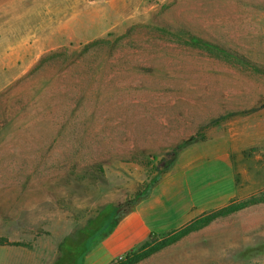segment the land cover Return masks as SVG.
<instances>
[{
    "label": "rangeland",
    "instance_id": "1",
    "mask_svg": "<svg viewBox=\"0 0 264 264\" xmlns=\"http://www.w3.org/2000/svg\"><path fill=\"white\" fill-rule=\"evenodd\" d=\"M83 17L107 31L74 33ZM222 154L229 201L264 193V0H0V238L30 246H0V264H67L111 214L81 259L109 264L220 208L103 251L155 187ZM140 264H264V203Z\"/></svg>",
    "mask_w": 264,
    "mask_h": 264
},
{
    "label": "crops",
    "instance_id": "2",
    "mask_svg": "<svg viewBox=\"0 0 264 264\" xmlns=\"http://www.w3.org/2000/svg\"><path fill=\"white\" fill-rule=\"evenodd\" d=\"M99 21V18L94 17L76 18L68 23V27L74 33L86 32L91 37L107 31L101 32L98 28L97 32L94 26L100 25ZM234 193V176L227 154L190 167L155 187L148 202L133 213L131 222L116 229L106 244L107 251H103L108 256L124 244L143 236L154 226L177 227V223L186 218L192 207L202 211L218 208L232 199Z\"/></svg>",
    "mask_w": 264,
    "mask_h": 264
},
{
    "label": "trees",
    "instance_id": "3",
    "mask_svg": "<svg viewBox=\"0 0 264 264\" xmlns=\"http://www.w3.org/2000/svg\"><path fill=\"white\" fill-rule=\"evenodd\" d=\"M104 42L105 41L101 39H96L91 43L87 44L85 46V49H88L90 46H97L101 43L104 44ZM200 49L206 51L210 57L218 60L229 62L231 61V59H233L231 58L232 56L228 54L229 51L223 48L220 49L218 47L205 44V46H202ZM172 153V155L175 156V152ZM138 197L137 201L135 200L136 202L139 201ZM262 203H264V193H261L257 196H251L248 199L240 202H237L235 200L229 201L226 205L218 209L202 213L196 219L186 223L185 225L181 226L176 230H171L162 235L151 233L147 237V239L139 246L125 253L122 257L111 261L109 264H140L141 262L147 260L148 258L159 253L160 251L171 247L172 245L188 237L189 235L196 233L202 230L203 228L209 226L213 222L228 218L231 215L236 214L250 206ZM131 211L132 210L128 211V213H130ZM110 216L111 214L102 215L99 220L94 223L93 226H91L89 229H87V231H85L84 238L79 243L70 248V253L68 256L69 259L67 264H70V262L71 264H82L81 259L84 257L85 254H87L91 250V247H93L95 242L102 239L105 235L110 234ZM4 245L24 247L28 249L30 248V246L21 243H8L6 239L0 238V246Z\"/></svg>",
    "mask_w": 264,
    "mask_h": 264
}]
</instances>
